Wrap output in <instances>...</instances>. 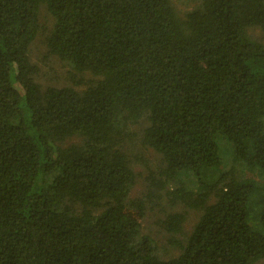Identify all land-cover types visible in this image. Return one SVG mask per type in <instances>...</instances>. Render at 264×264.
<instances>
[{
  "label": "trees",
  "instance_id": "16d2710c",
  "mask_svg": "<svg viewBox=\"0 0 264 264\" xmlns=\"http://www.w3.org/2000/svg\"><path fill=\"white\" fill-rule=\"evenodd\" d=\"M42 6L50 53L99 78L84 91L35 81ZM252 29L264 34V0H196L183 16L171 0H0V264L263 261L264 43ZM137 140L161 156L148 195L201 212L170 260L130 198Z\"/></svg>",
  "mask_w": 264,
  "mask_h": 264
},
{
  "label": "rangeland",
  "instance_id": "374dc122",
  "mask_svg": "<svg viewBox=\"0 0 264 264\" xmlns=\"http://www.w3.org/2000/svg\"><path fill=\"white\" fill-rule=\"evenodd\" d=\"M177 12L183 16L193 9L196 0H171ZM54 18L45 6H42L39 14L41 30L31 44L29 57L31 63L36 67L35 81L43 90L53 88H73L84 91L99 78L89 72L80 73L73 67L50 53L47 47V37L54 26ZM252 36L264 43V34L260 29L250 30ZM16 88L23 95L24 91L19 86ZM139 131V130H138ZM133 154L134 171L136 173V184L131 191V199H141L147 204V213L143 222L142 233L153 240L158 255L164 260H170L180 255L177 247L191 234L195 224L198 222L201 212L191 210L177 204L171 208L167 206L165 198L157 199L154 195L149 196L153 183L157 180V173L161 166V156L150 148H145L137 140L131 149ZM152 179V182H150ZM171 189V188H170ZM185 214V221L181 234H173L168 231L167 221L173 214ZM258 264H264V260Z\"/></svg>",
  "mask_w": 264,
  "mask_h": 264
}]
</instances>
